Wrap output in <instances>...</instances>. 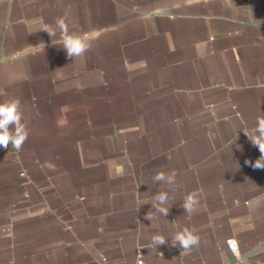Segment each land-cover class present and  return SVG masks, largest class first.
<instances>
[{
	"label": "crops",
	"instance_id": "1",
	"mask_svg": "<svg viewBox=\"0 0 264 264\" xmlns=\"http://www.w3.org/2000/svg\"><path fill=\"white\" fill-rule=\"evenodd\" d=\"M57 18L84 56L42 30ZM9 98L29 136L0 147V264H264V169L245 163L261 155L264 0H0ZM172 169L175 186L153 181ZM159 192L172 206L150 221ZM184 227L190 252L171 242Z\"/></svg>",
	"mask_w": 264,
	"mask_h": 264
},
{
	"label": "clouds",
	"instance_id": "2",
	"mask_svg": "<svg viewBox=\"0 0 264 264\" xmlns=\"http://www.w3.org/2000/svg\"><path fill=\"white\" fill-rule=\"evenodd\" d=\"M42 30L46 31L52 38L56 36L57 30L59 31L60 40L62 41L61 47L65 50L69 59L74 60L82 57L91 49V41L87 36L71 32L64 18H57L53 25H45ZM28 136L29 130L24 121L21 101L16 98H9L0 102V147L7 149L11 144L12 150L19 152L22 150ZM247 136L252 145L258 147L261 155L254 163L250 160H246L245 163L254 169H264V116L257 118L254 132ZM176 176L177 172L175 169H172L167 174L158 172L153 176V181L175 186ZM150 204L153 210L149 211L145 217L150 221L153 218V213L167 217L172 206L169 203L168 192L156 193ZM181 207L186 214H194L199 210L200 200L196 195L188 194L184 197ZM151 242L155 247H158L165 245L168 242V238L162 234H154ZM171 242L173 246L179 244V247L185 252H190L193 248L199 247L200 236L194 230L184 227L175 232Z\"/></svg>",
	"mask_w": 264,
	"mask_h": 264
},
{
	"label": "built area",
	"instance_id": "3",
	"mask_svg": "<svg viewBox=\"0 0 264 264\" xmlns=\"http://www.w3.org/2000/svg\"><path fill=\"white\" fill-rule=\"evenodd\" d=\"M226 245L227 248L233 253V254H237L238 251V245L235 239L233 238H228L226 239ZM135 264H145L144 260L142 259L141 256H138V258L135 261Z\"/></svg>",
	"mask_w": 264,
	"mask_h": 264
}]
</instances>
